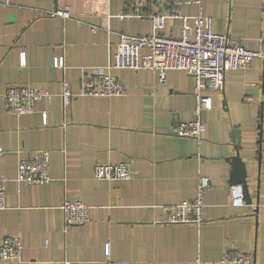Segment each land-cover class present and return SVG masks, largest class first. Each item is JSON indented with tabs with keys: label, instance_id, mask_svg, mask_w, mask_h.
<instances>
[{
	"label": "crops",
	"instance_id": "obj_1",
	"mask_svg": "<svg viewBox=\"0 0 264 264\" xmlns=\"http://www.w3.org/2000/svg\"><path fill=\"white\" fill-rule=\"evenodd\" d=\"M125 1L0 0V242L16 235L22 243L18 259L0 264H102L106 242L112 259L132 264H195L196 257L220 264L225 249L247 251L251 264H264L262 61L227 71L223 88L206 92L213 107L201 112L200 140L172 133L177 121L196 117L194 78L183 70H168L160 83L148 69H116L124 94L81 95L80 76L107 64L119 32L151 30L144 17L119 19ZM65 5L71 17L47 14ZM201 10L212 16L214 31L245 48L264 44V0H202ZM181 11L193 21L197 7L185 4ZM90 24L99 27L92 31ZM161 32L179 35L176 20L167 18ZM56 56H63L64 67L54 66ZM63 78L74 92L67 106L59 95ZM10 84L39 86L54 96L39 100L31 113L15 115L3 96ZM236 129L252 196L251 204L241 206L231 204L228 192ZM39 149L50 151V182L18 181V159ZM122 161L130 165V178L94 177L96 162ZM200 175L210 178L202 222H162V205L195 196ZM63 199L88 204L89 221L64 225Z\"/></svg>",
	"mask_w": 264,
	"mask_h": 264
},
{
	"label": "built area",
	"instance_id": "obj_2",
	"mask_svg": "<svg viewBox=\"0 0 264 264\" xmlns=\"http://www.w3.org/2000/svg\"><path fill=\"white\" fill-rule=\"evenodd\" d=\"M185 4L197 7L193 21L181 11ZM202 0H126L119 19L126 16L146 18L151 25L150 32L135 34L119 32L118 39L105 66L95 67L91 72L80 76L79 93L85 96L112 97L125 93L122 81L113 73L116 69H148L156 72L158 81H165L170 69L183 70L194 78V111L192 120L177 121L172 125V133L182 137L200 140L205 125L201 112L213 107L209 90L220 91L223 88L224 75L233 69L247 68L254 59H260L264 66V44L256 49L245 48L238 39L226 32L213 29V18L201 10ZM50 16L71 17L68 6H59L47 10ZM176 20L179 35H165L161 30L165 20ZM99 26L90 24L96 31ZM109 31L108 26H104ZM24 56L21 53L20 62ZM54 66L64 67L63 56L54 58ZM59 95L63 106L70 104L74 92L70 82L63 78ZM6 108L15 115L31 113L39 100H50L54 93L28 84H10L3 91ZM42 122H46V111L41 112ZM3 150L0 148V154ZM50 151L39 149L33 155L20 157L16 164V179L27 184H46L51 180L49 174ZM93 175L97 179H128L131 177L130 165L122 162H96ZM210 187V178L200 175L196 181V194L192 198L177 203L162 205L161 221L168 223H200L203 220V193ZM232 205H244L240 185L228 188ZM5 207V178L0 176V209ZM64 225L83 224L90 219V206L81 200L63 199L59 205ZM22 243L16 235H6L0 242V259L14 260L20 257ZM102 264H132L129 260L112 259L109 243L104 244ZM220 264H251L252 254L242 250L225 249L219 259ZM64 264H72L65 260ZM195 264H204L196 257Z\"/></svg>",
	"mask_w": 264,
	"mask_h": 264
},
{
	"label": "water",
	"instance_id": "obj_3",
	"mask_svg": "<svg viewBox=\"0 0 264 264\" xmlns=\"http://www.w3.org/2000/svg\"><path fill=\"white\" fill-rule=\"evenodd\" d=\"M234 148L235 154L230 157L231 160V171L229 177V183L234 185H240L242 189L243 199L246 203H252V196L250 195L249 185L246 176V169L244 162L242 161L239 153V130H234Z\"/></svg>",
	"mask_w": 264,
	"mask_h": 264
}]
</instances>
